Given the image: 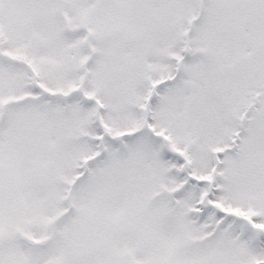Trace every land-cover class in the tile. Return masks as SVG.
Instances as JSON below:
<instances>
[{"label":"snow or ice","instance_id":"obj_1","mask_svg":"<svg viewBox=\"0 0 264 264\" xmlns=\"http://www.w3.org/2000/svg\"><path fill=\"white\" fill-rule=\"evenodd\" d=\"M0 264H264V0H0Z\"/></svg>","mask_w":264,"mask_h":264}]
</instances>
